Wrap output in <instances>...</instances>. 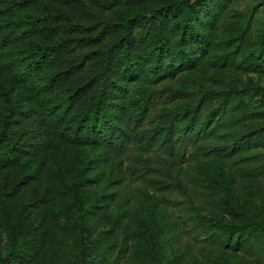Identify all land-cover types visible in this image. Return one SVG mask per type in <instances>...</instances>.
I'll use <instances>...</instances> for the list:
<instances>
[{"label":"rangeland","instance_id":"rangeland-1","mask_svg":"<svg viewBox=\"0 0 264 264\" xmlns=\"http://www.w3.org/2000/svg\"><path fill=\"white\" fill-rule=\"evenodd\" d=\"M183 1L121 7L113 24L138 15L165 21L170 4ZM207 1L200 20L187 28L205 34L204 48L184 60L176 79L145 96L143 112L136 99L125 117L130 137L137 143L151 139L154 147L139 150L132 143L117 154L56 143L47 172L14 198L13 216L34 206L31 217L25 210L19 214L20 229L42 224L45 232L27 264H91L96 257L93 264H264V143L238 145L240 136L264 129V0ZM174 60L183 63L180 56ZM211 110L218 131L204 140L206 154L180 140L165 143L172 120L183 135L199 130ZM187 118L192 127L184 130ZM59 165L68 184L83 185L90 209L81 225L70 197L54 184L51 173ZM232 225L254 231L231 235ZM10 241L4 227L0 244L7 249Z\"/></svg>","mask_w":264,"mask_h":264},{"label":"trees","instance_id":"trees-1","mask_svg":"<svg viewBox=\"0 0 264 264\" xmlns=\"http://www.w3.org/2000/svg\"><path fill=\"white\" fill-rule=\"evenodd\" d=\"M149 1L162 0H0V232L5 227L11 240L7 249L0 244V264L30 263L42 245V224L22 231L18 222L23 210L31 217L34 206L26 204L13 216L11 203L47 172L56 143L89 144L117 154L132 143L139 150L154 147L151 139L137 143L130 137L125 117L136 99L143 112L149 105L145 96L176 79L184 60L204 48L205 34L187 28L200 20L208 1L171 3L165 21L138 15L113 24L115 10ZM178 56L183 63H175ZM261 60L255 58L254 64ZM215 115L208 112L199 130L190 128L187 118L184 130L194 131L183 135L172 120L165 143L180 140L206 154L204 140L218 131ZM248 142L264 143V129L238 139L241 146ZM51 175L70 197L81 225L90 209L83 185L68 184L60 165ZM71 227L66 221L65 233ZM253 229L232 225L230 231L241 237Z\"/></svg>","mask_w":264,"mask_h":264}]
</instances>
